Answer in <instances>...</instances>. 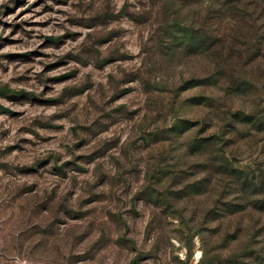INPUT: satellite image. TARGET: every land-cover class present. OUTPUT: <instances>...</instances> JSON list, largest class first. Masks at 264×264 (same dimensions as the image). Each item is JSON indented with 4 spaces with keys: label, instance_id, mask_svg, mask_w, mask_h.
Instances as JSON below:
<instances>
[{
    "label": "rangeland",
    "instance_id": "1",
    "mask_svg": "<svg viewBox=\"0 0 264 264\" xmlns=\"http://www.w3.org/2000/svg\"><path fill=\"white\" fill-rule=\"evenodd\" d=\"M255 1L0 0V264H264Z\"/></svg>",
    "mask_w": 264,
    "mask_h": 264
},
{
    "label": "clouds",
    "instance_id": "2",
    "mask_svg": "<svg viewBox=\"0 0 264 264\" xmlns=\"http://www.w3.org/2000/svg\"><path fill=\"white\" fill-rule=\"evenodd\" d=\"M217 95H219V96H223V92H217ZM248 105H249V108H248L249 111L255 107V104L252 103L251 100L248 101ZM229 106H230V104H229L228 102H226V103H225V107H229ZM241 106H243V105H241ZM169 121H171V117L169 118ZM195 131H196L195 128H191V129H189V131L185 132L184 135L181 136V137L176 141V145H175L176 150H175V152L173 153V155H174L175 157L179 158V157L181 156V154L184 153V151H185V147H184V146H181V145H183L185 137H188V136L192 135ZM27 161H28V162H31V159L27 158ZM60 162H63V161L61 160Z\"/></svg>",
    "mask_w": 264,
    "mask_h": 264
},
{
    "label": "trees",
    "instance_id": "3",
    "mask_svg": "<svg viewBox=\"0 0 264 264\" xmlns=\"http://www.w3.org/2000/svg\"><path fill=\"white\" fill-rule=\"evenodd\" d=\"M208 3H213V4H220L222 5L223 8H225V11H232V7L236 6L237 3L241 2L242 0H206ZM255 2L257 3H264V0H256ZM220 12H223V9H221ZM221 18V16L219 17ZM198 48H202V44L198 45Z\"/></svg>",
    "mask_w": 264,
    "mask_h": 264
}]
</instances>
